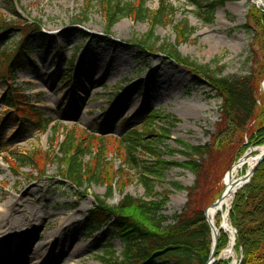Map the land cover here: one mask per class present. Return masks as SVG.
<instances>
[{
    "label": "rangeland",
    "instance_id": "obj_1",
    "mask_svg": "<svg viewBox=\"0 0 264 264\" xmlns=\"http://www.w3.org/2000/svg\"><path fill=\"white\" fill-rule=\"evenodd\" d=\"M162 1L171 5L173 15L153 31L147 21L123 18L106 32L105 15L93 0H0V29L14 25L6 36L0 35V49L19 46L24 38L30 48L29 62L14 76L6 79L5 69H0V207L7 201L8 192L18 195L29 188L34 191L30 198L37 201L45 219L22 247L38 243L36 238L43 241L47 251L42 258L44 264H114L117 259L122 260L123 245L112 236L105 222L85 224L96 197L104 198L109 182L86 183L77 189L60 178L54 155L70 135L77 143L100 153L99 158L89 155L83 162L91 165L100 159L114 186L106 204L116 206L124 194L148 199L138 169L153 160L143 148L128 153L124 139H137L133 132L141 135L136 143H152V149L163 152L166 161L177 162H183L184 157L168 152L179 150L176 140L205 145L217 132L221 101L209 86L193 82L192 69L164 54L167 50L162 51L167 45L177 44L176 23L187 22L192 28L189 38L176 49L188 63L209 67L224 77L248 76L264 65L261 9L249 2L241 4L242 0H228L216 8L212 23H207L198 14L200 0ZM158 5L159 0H151L147 7L155 11ZM201 7L204 10L206 3H201ZM84 16L87 20L78 23ZM148 34L158 43H144ZM84 35L89 38L84 39ZM263 80L257 86L260 104L264 98ZM13 94L23 96L27 106L21 110L27 119H41L48 127L35 129L19 120L18 103L15 109L6 107ZM155 112L161 118L148 123ZM166 117L174 122V127L171 138L160 144L148 130L161 127V120ZM247 138L244 135V144L248 143ZM99 147L102 152H98ZM27 156L33 164L27 168H20L13 161L14 157ZM131 159L139 161L140 166H129ZM206 162L209 169H215L207 170L198 191L210 206L223 188L219 152ZM172 183L193 187L195 178L188 171L172 168L155 181L152 199L169 194L163 215L170 220L165 225L172 222L187 201L186 192L172 189ZM60 230L62 237L72 236V255L61 254L63 243L54 249L47 244ZM227 247L219 251L217 260L231 263L238 255L232 250L231 256H224ZM107 250L114 252L115 257L104 258Z\"/></svg>",
    "mask_w": 264,
    "mask_h": 264
},
{
    "label": "trees",
    "instance_id": "obj_2",
    "mask_svg": "<svg viewBox=\"0 0 264 264\" xmlns=\"http://www.w3.org/2000/svg\"><path fill=\"white\" fill-rule=\"evenodd\" d=\"M96 1L105 15L106 29L108 32L116 23L123 18H129L133 22L147 21L153 31L157 26L162 25L164 20L170 18L173 13L171 5L159 0L158 8L155 11L148 9L147 4L151 0H134L125 3V0H93ZM228 0H200L197 6L198 14L207 23H212L216 8L225 5ZM198 2V1H197ZM206 3L203 10L201 3ZM264 17V14H262ZM78 23H83L87 19ZM14 25L0 29V35L6 36L13 29ZM177 36L175 46L167 45L164 54L184 66L192 69V80L196 84H206L215 93V97L221 101L219 122L216 125L217 132L211 135V142L205 145L193 146L181 140H176L179 150L170 149L164 145L165 149H170V154H180L184 157L183 162L170 161L164 159V153L152 149V143L144 146L137 142L141 139L138 132H133L138 138L132 136L124 139L127 142L128 153L145 149V153L153 160L151 164L144 165L140 171V184L145 187L148 199L133 198L124 194L116 206H109L106 201L112 197L114 186L107 173H104L100 159L91 165L83 160L86 156L93 155L99 158V154L92 149H88L81 143H77L70 135L63 143H60L55 159L60 168V178L73 183L75 188H83L86 183L103 184L108 183L104 198L96 197L93 208L89 212V217L85 224H105L111 229L112 236L123 245L122 260L117 259L114 264H206L211 249V232L204 217V211L209 206L199 195L198 189L207 174V160L212 158L215 152H219V174H224L229 170L250 147H260L264 145V98L262 102L257 99V86L260 79H264V65L257 73L248 76L224 77L213 73L209 67L198 66L188 63L176 50L180 43L186 41L192 33V28L187 22H179L174 25ZM43 44L46 42L42 39ZM0 43L2 40L0 39ZM144 43L153 46L157 40L148 34ZM45 45V44H44ZM145 50H149L143 45ZM28 39L17 46H5L0 49V69H5L4 78L14 76L15 72L24 68L28 60L29 50ZM27 60V61H26ZM32 65V63L30 62ZM34 66V65H32ZM204 79L205 82H202ZM23 96L13 94L11 102L6 104L8 108H16V115L19 120L24 121L35 129H46L48 124L37 119L31 121L21 110L22 106H27L22 100ZM260 104V105H259ZM157 118V113L149 116L148 123H153ZM161 120V127L149 129L148 133L157 138V142L164 144L169 137L174 122L168 117ZM174 120V119H173ZM172 122V123H171ZM26 125V124H25ZM252 126V129L250 127ZM147 128V127H145ZM142 134V133H141ZM248 136L247 144H244L243 137ZM155 141V140H154ZM88 151H84V149ZM102 152V147L98 148ZM172 152V153H171ZM18 167L27 168L33 164L30 158L14 157ZM132 167H139V161L130 160ZM172 168H179L190 172L195 183L193 187H182L178 183H172V189L184 190L187 201L182 211L169 218L163 215V209L168 202L169 194L159 196L154 200L155 181L161 179L165 172ZM213 173V172H212ZM114 174H116L114 172ZM113 175V173H112ZM211 183L214 180L211 178ZM125 187L122 186L121 192ZM219 196V194H218ZM217 197L211 202V204ZM210 204V205H211ZM229 222L236 231L235 245L233 250L238 256L241 255L239 264H264V160L259 164L249 183L237 191L234 196ZM229 244L227 235L220 232L218 235V249L223 250ZM115 257V253L107 250L104 258ZM116 260V259H115ZM214 264H230L229 260H217Z\"/></svg>",
    "mask_w": 264,
    "mask_h": 264
},
{
    "label": "bare ground",
    "instance_id": "obj_3",
    "mask_svg": "<svg viewBox=\"0 0 264 264\" xmlns=\"http://www.w3.org/2000/svg\"><path fill=\"white\" fill-rule=\"evenodd\" d=\"M249 2L251 6H255L264 10V0H242L241 4ZM264 87V82L262 84ZM264 150L259 147L253 153H246L238 160L225 174L222 180V202L217 208H209L207 211V219L215 228V232L221 229L229 235V245L224 252V256H231L234 244V230L232 229L228 211L232 205L234 195L246 174H248L258 160V155ZM34 191L29 188L18 195L8 192L5 202L0 207V264H44L42 258L47 252L46 244L36 238L38 243L30 244L28 247H22L24 240L28 239L30 234H34L37 227H41L45 219L43 210L37 208V201L30 198ZM30 219V220H29ZM63 230V229H62ZM60 232L55 236H51V241L47 244L54 249L57 245L63 243L61 254H69L75 252L70 249L71 235L66 238L61 236ZM213 243V241H212ZM9 249H13L10 252ZM68 255V256H69ZM76 264V262H75Z\"/></svg>",
    "mask_w": 264,
    "mask_h": 264
},
{
    "label": "water",
    "instance_id": "obj_4",
    "mask_svg": "<svg viewBox=\"0 0 264 264\" xmlns=\"http://www.w3.org/2000/svg\"><path fill=\"white\" fill-rule=\"evenodd\" d=\"M263 12H264V10H263ZM263 148H264V146H263ZM256 150H257V148L251 149L249 153H252V152H254ZM263 160H264V150L261 153H259L257 162L255 163V165L252 168V170L248 174L245 175V177L243 178V180L241 182L242 186L239 187L238 190L249 183V181H250L251 177L253 176V174L255 173L257 167L259 166V164ZM228 172H230V170ZM222 197H223V195L221 194L218 197V199L204 211V217H205L206 222H207V224H208V226L210 228V231H211V234H212V240H213V243H212V246H211V250H210V254H209V257H208V260H207L206 264H213L217 260L216 257H217V248H218V233L215 232V228L212 225V223L209 222V220L207 219V215L206 214H207V211H208L209 208H217L218 206L221 205ZM229 211H230V209H229ZM229 211H228V214H229ZM219 231H221V229ZM233 240L235 241V237H234Z\"/></svg>",
    "mask_w": 264,
    "mask_h": 264
}]
</instances>
